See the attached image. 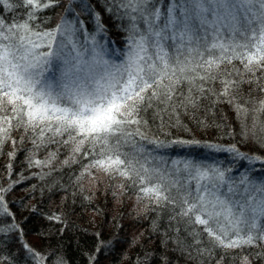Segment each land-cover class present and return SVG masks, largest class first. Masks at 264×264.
Masks as SVG:
<instances>
[{
    "label": "snow or ice",
    "instance_id": "snow-or-ice-1",
    "mask_svg": "<svg viewBox=\"0 0 264 264\" xmlns=\"http://www.w3.org/2000/svg\"><path fill=\"white\" fill-rule=\"evenodd\" d=\"M0 4L9 10L24 8L27 15V19L22 18L23 22L6 23L0 19V147L12 139L13 131L22 132L21 142L32 133L36 138L31 142L37 149L47 144L69 148L71 156L65 164L75 162L77 156H93L82 176H91V169L126 179H132L135 174L142 185L143 197L158 205L174 202L166 194L165 186L151 183L147 175L149 169L141 164L144 173L141 174L136 168L138 161L120 151L122 139L127 142V138L134 135L144 139L139 126L147 122L141 112L151 108L152 101L164 105L161 111L171 110L172 113L180 106L196 108L197 101L208 91L205 84L219 79L222 91H213V94L225 97L221 102L233 104L238 115H246L248 110L235 103L232 93L243 84L253 83L245 79V73L255 76L260 71L264 74V0H170L164 8L158 6V0H112V10L123 9L119 18L127 21L124 27L128 50L119 64L104 59V45L97 42L95 34H84V45L77 47L72 36L83 29V22L78 18L74 19L79 29L73 27V21L63 18L55 30L40 29L38 14L55 7L59 0H15L14 3L0 0ZM87 8L88 5H84L81 10ZM65 11L71 12V9ZM209 14L213 19L208 18ZM95 19L97 33L106 35L107 29L100 22L99 14ZM195 21L199 22V28ZM206 25L217 33L220 27L227 26L233 34L243 36L244 42L226 45L214 40L204 52L198 51L191 45L194 39H206L197 35ZM168 41L171 45H167ZM89 43L91 48L85 46ZM185 46L187 56L183 51ZM217 49L219 56L214 55ZM170 50L176 53L174 62ZM193 53L199 58L196 63L189 59ZM235 59L243 65V72L235 66L222 68ZM56 65L59 75L47 77L45 73ZM233 72L240 79L231 78ZM184 83L190 85L189 95L181 91L179 100L174 102L179 86ZM258 90L264 92V86H259ZM259 103L257 111L264 112V100ZM131 125L137 126L135 132L128 130ZM12 142L15 144V140ZM226 151L240 155L234 146ZM56 155L50 152L48 160L34 163L48 164ZM185 170L189 175L195 172L193 178L197 184L195 195L185 192L180 215L203 226V232L214 247L236 250L257 242L264 244V226L256 234L252 231L258 227V218L264 217V184L246 186L240 193L241 196L247 194L246 202H237V211L229 199L221 197L217 184L213 183L211 188L200 184L201 180L209 179L223 183L224 171L187 163ZM228 191L235 194L236 190L229 187ZM2 199L0 197V201ZM241 225L246 226L247 231ZM24 247L32 254L35 264H43L39 253L26 244ZM57 264H63V260H58ZM240 264H250L246 255Z\"/></svg>",
    "mask_w": 264,
    "mask_h": 264
},
{
    "label": "trees",
    "instance_id": "trees-1",
    "mask_svg": "<svg viewBox=\"0 0 264 264\" xmlns=\"http://www.w3.org/2000/svg\"><path fill=\"white\" fill-rule=\"evenodd\" d=\"M168 3L169 0H158L162 8ZM84 5L88 8L82 12ZM69 8L71 12L65 11ZM122 12L123 9L112 10V0H59L58 5L38 14L37 23L41 30H55L64 16L74 15L83 22L87 34L90 24H97L95 16L99 14L100 22L107 29L103 35L112 43L110 53L118 56L127 36L124 27L127 21L119 18ZM22 18L27 19L24 8L9 10L0 4V19L6 23L23 22ZM242 41L237 33L226 45ZM171 43L168 41L167 45ZM196 44L198 51H205L206 46L202 48L200 41ZM170 51L174 62L176 53ZM183 51L187 56V48ZM220 54L219 49L214 51V55ZM180 59L184 60V56ZM189 59L193 63L199 60L196 53ZM233 66L244 71L238 59L222 68ZM198 71L203 74L202 70ZM231 78L240 79L235 72ZM245 79L253 83L243 84L232 95L236 97L235 103L248 110L246 115H238L233 104L221 102L225 97L213 94V91H222L218 79L205 84L208 91L197 101L196 108L180 106L172 113L161 111L164 105L152 101L153 106L141 112L147 122L139 126L144 139L140 135L127 138V142L122 139L120 151L138 161L136 168L141 174L144 173L140 165L147 167L151 183H162L173 203L158 205L143 197L142 185L135 174L132 179H126L91 169V176H82L93 156H77L75 162L65 164L71 156L69 148L47 144L37 149L31 142L36 138L34 134L29 133L21 142L22 132L13 131L12 139L0 147V197L3 198L0 201V264H35L25 244L43 257V264H57L61 259L63 264H240L245 255L250 264H264V244L257 242L236 250L214 247L203 226L180 215L185 192L195 195L197 181L193 178L195 173L189 175L179 162L173 147H165L177 141L190 142L193 147L203 149L206 145L223 147L224 151L234 146L241 155L259 160L255 168L264 171V131H261L264 112L257 111L259 102L264 100V92L258 90L264 86V74L245 73ZM189 87L187 83L180 85L174 102L179 100L181 91L189 95ZM136 127L128 126V130L135 132ZM50 152L57 153L56 159L48 164L34 163L48 160ZM200 184L211 188L213 180H201ZM218 188L221 197L229 199L237 211V202H246L247 194L233 195L223 192V187ZM55 216L60 219H50ZM261 226L264 218H260L253 233H258ZM241 227L247 231V227Z\"/></svg>",
    "mask_w": 264,
    "mask_h": 264
},
{
    "label": "rangeland",
    "instance_id": "rangeland-1",
    "mask_svg": "<svg viewBox=\"0 0 264 264\" xmlns=\"http://www.w3.org/2000/svg\"><path fill=\"white\" fill-rule=\"evenodd\" d=\"M170 2V0H169ZM83 12V11H82ZM83 15L85 13H82ZM77 18L74 15H66L63 17L64 20L73 21V27L79 29L80 25L75 23V19ZM208 18L211 20L213 19L212 16L209 14ZM78 20L80 18L78 17ZM62 24V21H60ZM196 27L199 28V22H194ZM89 35L95 34L96 40L99 44L104 45V59L109 60L110 62L119 64L125 59V53L127 52V41L126 38L123 40L122 45L124 48H122L121 53H119L118 56H116L113 53H110L112 50V43L111 40L107 38V36L103 35V33H97L96 25L90 24L89 26ZM84 28L81 31H76V33L72 36V40L74 43H76L77 47H80L81 45H84ZM200 37H205L206 39L201 40H193V44L191 47L198 49V45L196 43H199L200 46L203 48L204 46L210 45L214 40L217 42H223L226 44L227 42H230L232 37L235 35L231 32L230 28L227 26L220 27L219 33H217L214 28H210L207 25L204 26V29H200L197 33ZM239 37L243 39V36L239 34ZM58 39L60 37L58 36ZM244 41L240 42L243 43ZM86 47L91 48V44L85 45ZM126 47V48H125ZM187 48V46H185ZM200 50V49H198ZM110 53V54H109ZM47 77L54 78L59 75L58 71V65L53 66L49 69L47 73H45ZM177 143H170L165 145V147H173L174 151L178 155L179 162L183 163V166L185 164L189 165H200L205 167H215L218 168L221 171H224L225 178L224 182L221 183L218 180L212 179L213 183L217 184L219 187H223V192L229 193L228 189L229 187H233L236 191L235 194H240L244 192V188L246 186L251 187L252 184H264V171L260 170L258 168H255V165L259 163V160L249 157V156H243L239 152V156H237L235 153L226 152L224 150H221L223 147H211V149L207 148H197L193 147L194 144L191 143H180L176 145ZM231 153V154H230ZM212 154V156H211ZM223 155V156H220ZM213 159V160H212ZM263 171V172H262ZM194 172V171H192ZM195 173V172H194ZM241 181H244V183H241ZM233 194V193H230ZM234 195V194H233ZM256 195V194H253ZM258 199V196H257ZM264 218V217H260ZM260 218H258L257 224L259 223ZM246 227V226H245ZM31 241H35L34 238L31 239Z\"/></svg>",
    "mask_w": 264,
    "mask_h": 264
}]
</instances>
